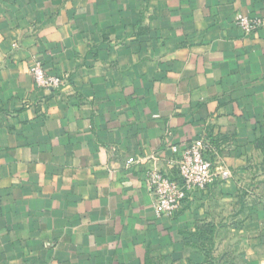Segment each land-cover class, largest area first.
<instances>
[{
	"label": "crops",
	"instance_id": "crops-1",
	"mask_svg": "<svg viewBox=\"0 0 264 264\" xmlns=\"http://www.w3.org/2000/svg\"><path fill=\"white\" fill-rule=\"evenodd\" d=\"M239 13L264 0H0V264H264V28ZM200 138L231 178L158 218L147 170Z\"/></svg>",
	"mask_w": 264,
	"mask_h": 264
},
{
	"label": "built area",
	"instance_id": "built-area-1",
	"mask_svg": "<svg viewBox=\"0 0 264 264\" xmlns=\"http://www.w3.org/2000/svg\"><path fill=\"white\" fill-rule=\"evenodd\" d=\"M235 22L246 35L264 28L263 17L239 13ZM29 73L35 84L44 89L60 88L66 82L58 76L50 75L38 61L30 66ZM172 150L178 156L173 162L178 168V177L169 176L156 164L146 172L145 182L153 195V208L158 218L175 216L183 203L195 192L204 191L215 175L218 174L225 180L231 178V172L228 170L221 173L214 171L213 162L208 157L212 146L205 138L194 140L183 149L173 147ZM138 161L140 160L129 159L126 168H131Z\"/></svg>",
	"mask_w": 264,
	"mask_h": 264
},
{
	"label": "trees",
	"instance_id": "trees-1",
	"mask_svg": "<svg viewBox=\"0 0 264 264\" xmlns=\"http://www.w3.org/2000/svg\"><path fill=\"white\" fill-rule=\"evenodd\" d=\"M206 139V138H205ZM209 143H210V145L212 146V150H211V152H209V154H208V157H209V155L213 152V150H214V147H213V144H212V141H210L209 139H206ZM177 214H175V216H176ZM206 235V231H205V233L201 230V231H198L197 233H196V235H195V238H196V240L197 241H199V244H197V241L195 242V246L197 247V249H198V246H200L201 247V249H202V245H203V243L204 242H202L204 239L206 240V241H208L209 243H205L204 244V246L207 244V245H210V247H212V238L210 239V238H204V237H206L205 236ZM212 235H213V230L211 231V237H212ZM209 239H210V241H209ZM201 243V244H200ZM213 248V247H212ZM199 250V249H198ZM197 251V250H196ZM197 253L199 254V257H198V259L200 258V257H202V258H200L199 260H196V261H192V260H190V261H192L191 262V264H204L205 262H207V259L209 258L208 256H209V254H208V252H207V249L205 250V252H203V251H201V250H199V251H197ZM202 255H204L205 256V258L202 256ZM204 258V259H203Z\"/></svg>",
	"mask_w": 264,
	"mask_h": 264
}]
</instances>
